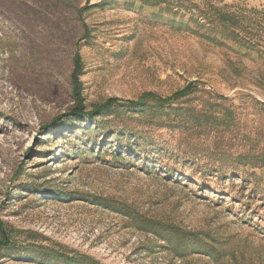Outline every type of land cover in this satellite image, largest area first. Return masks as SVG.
Listing matches in <instances>:
<instances>
[{
    "label": "rangeland",
    "instance_id": "rangeland-1",
    "mask_svg": "<svg viewBox=\"0 0 264 264\" xmlns=\"http://www.w3.org/2000/svg\"><path fill=\"white\" fill-rule=\"evenodd\" d=\"M101 1L0 0V264H264V30L241 55L174 4ZM75 83L88 111L194 89L76 115Z\"/></svg>",
    "mask_w": 264,
    "mask_h": 264
},
{
    "label": "trees",
    "instance_id": "trees-1",
    "mask_svg": "<svg viewBox=\"0 0 264 264\" xmlns=\"http://www.w3.org/2000/svg\"><path fill=\"white\" fill-rule=\"evenodd\" d=\"M172 1L160 0V2L167 4L168 10H171L172 4H174L177 8H173V10H171L173 13L169 14L167 18L168 23L176 24L179 29L184 28L185 30H189L196 36L214 45L228 46L241 55H247L248 52H252L253 54L258 51L257 36H259L258 32L260 30H264V18L243 12L242 9L236 8V6L235 8L228 7L226 5L222 6L211 0H202L203 2L201 3L197 0ZM145 2L150 4L149 0H145ZM105 3L106 0H103L100 2V5ZM183 8L191 9L193 12L186 16V12L182 11ZM250 11L252 10L250 9ZM228 41L233 42L235 46L231 47ZM81 69L82 62L80 61V57L76 56L75 72H80ZM74 85L73 97L75 99V104L72 107L71 113L76 115H101L103 113H108L115 107L125 108L126 111L135 113L138 112L139 109H142L144 101L147 98L152 99V101L160 104L161 106H165L170 103L171 100L175 101L177 98L187 95L192 91V89H194L193 85H188L168 98L159 97L153 93L143 94L138 100H124L117 97H110L102 103L95 104L92 110L88 111L81 87L77 85V83ZM221 124H223V122ZM262 166H264V160ZM96 201H98L99 204H105L109 207L111 206L109 200L98 198ZM119 206L122 205L120 204ZM127 213L131 214L130 212ZM137 217L147 221L145 223H156V220L149 219L145 216ZM172 232H178V228H172ZM6 239L7 237L0 242V248L6 243L4 242ZM81 258L82 262H85L86 264H99L98 261L88 256H82ZM69 259L70 264H76L74 257H69Z\"/></svg>",
    "mask_w": 264,
    "mask_h": 264
}]
</instances>
